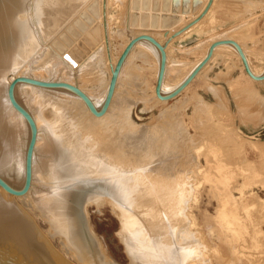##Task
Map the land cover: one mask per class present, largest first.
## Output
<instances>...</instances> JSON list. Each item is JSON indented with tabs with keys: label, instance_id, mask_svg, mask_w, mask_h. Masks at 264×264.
<instances>
[{
	"label": "rangeland",
	"instance_id": "rangeland-1",
	"mask_svg": "<svg viewBox=\"0 0 264 264\" xmlns=\"http://www.w3.org/2000/svg\"><path fill=\"white\" fill-rule=\"evenodd\" d=\"M124 1L126 2L124 3ZM124 1L121 2L124 5L116 0H109L108 3L109 48H111L110 52L112 50L115 55L121 53L128 37L129 39L132 38L131 36L133 35L129 32L134 30L161 31V40H164L166 31L179 28L184 21L188 20L186 16L196 15L205 3V0H131L132 7L127 27L126 20L129 6H126V4L129 3V0ZM186 1H190L191 4H197L198 7L192 5L193 10L191 9V12L187 14L180 12L178 7L182 6ZM31 2L32 0H26L24 12H20L22 13L21 17L23 15V19L19 18L20 13L12 16L14 20H6V15L3 16L4 34L5 36L7 35V38L10 37L9 34H11L12 29H21L25 35H28L31 31L30 27L33 30L35 29L36 38L35 46L29 48L27 55L24 56L25 58H21L18 62L16 60L17 63L15 62L12 66H10L12 63L9 64L12 58L11 53H6L2 56L1 66H3L2 69L5 72L3 77H1V81L7 83L6 80L13 75H26L46 81H65L69 77L70 72L67 65L71 64L66 56L68 54L72 58L75 56L74 60L77 59L75 65H71L77 69V63L82 65L88 56H85L81 61L78 58L84 57V53H90L91 49L103 40L102 36L105 33L103 34L104 29H102L103 26L100 22L101 11L103 12L102 3H99L101 0L90 1V3L85 5L86 8H81L69 18L65 14L58 16L60 8H56L55 4H51L52 11L40 19H34V14L31 11ZM166 2L168 6L164 7ZM186 5L189 8V4L187 3ZM124 6H126V9ZM124 12L127 14H123ZM170 15L179 16V22L167 24V26L163 25L161 20ZM59 18L61 19L59 20ZM57 20L59 23L56 22ZM120 26L121 29L119 28ZM119 29L120 31L123 29L121 35H119L120 31H117ZM222 33L223 37L233 38L241 44L245 43L242 46L247 53L248 60L251 61V64L253 63L254 68L261 74L264 70V0H216L212 10L199 24L169 43L167 49L168 70H166L164 80L166 86L172 87L182 80L201 59V55L196 53L202 52L201 48L205 47L207 45L205 43H209L213 37L216 38L219 35L222 37ZM251 44L252 46H250ZM144 46L137 44L132 49L129 54L130 60L120 81L118 78L119 82H117L118 86L116 88L119 96L124 95L127 102L130 100L128 104L126 102L125 106V109L130 112L126 110L125 112L127 113L126 116L129 114L126 119L131 123V129L135 131L142 129L138 130L141 136L148 135L149 137L151 132L152 135L148 139L149 141L152 140L153 144L157 138L156 143H163L161 141L162 135L164 138V135L168 132L173 140H170L171 138L166 136L168 135L166 134L165 136L170 141L167 142V145L171 142L177 145L171 144L174 150H167L170 149L169 145V148L168 146L165 148L166 152L169 151L168 155H165L166 158L169 155V158L172 157V154L173 157L178 155L181 158L184 155L182 151L185 153L186 150L189 151L190 149L191 151L185 154H191V158L194 157L193 159H196L198 166L195 160L193 162L191 158L188 159L184 155L182 156V163L185 162L184 159L186 157L185 160H188L187 162L192 161L195 166L193 164L189 165L190 163L186 164V162L184 163L185 165H182L181 162H178L181 159L177 157V166L181 163V165L179 164L181 170H177L179 167H175L176 169L174 170L175 173L176 170L181 173L183 178L188 175L187 177H191L194 180L195 198L189 208V214L194 223L191 229L194 233L198 231L196 235L198 234L199 237L198 235L197 237L200 239L196 238L199 242L203 241L204 245L207 243V247L205 246L206 251L203 252L206 254L207 263L204 262L206 258H203V254L195 257L194 262L196 264H224V262L230 264L229 259L232 256V252L237 249L239 256L246 264H264V80L254 81L250 79L244 72L241 62L233 49L223 47L215 49L213 58L205 66L206 68L204 67L203 71L201 70L179 95L164 103L158 101L155 97L149 100L154 96L153 89L156 83L159 60L157 58L158 54L156 55L152 48ZM75 49L76 51H74ZM76 52L78 53V58L73 55L77 54ZM142 54L145 55V59L141 57L143 56ZM5 65L8 66L5 67ZM63 69H68V74ZM102 77V80L104 79L105 81L108 77L105 67H103ZM136 83L140 85L137 84L139 86H136ZM20 88H24L23 97L26 100H30L29 96L30 94L32 95V92L28 94V89H31L26 84L20 85ZM142 88L147 89L143 90ZM142 91L145 92V95L142 94ZM39 93H42V97L45 98L44 94H49L47 97L51 95V97L55 96L64 99V93L58 91L43 90V92L40 91ZM131 100L136 103L133 102V105H130ZM197 102L202 103L199 108L202 109L200 113H198L199 109L194 107ZM31 107L30 105L33 113L35 110ZM76 109L83 111L80 107ZM163 110H166L164 115H162ZM167 113L169 116H167ZM158 114H160L159 117L155 118L154 116H158ZM81 115L83 116L82 113ZM121 116L124 117V115ZM207 118L208 120H206ZM133 124L135 125L133 126ZM158 124L165 131V133L163 132L164 134L161 133L162 130ZM183 125H186L185 129H181ZM180 126L182 127L180 128ZM133 127H136L137 130ZM186 129L188 132H186ZM41 130H43V127H41ZM152 131H160L158 133L162 134H160L161 137L157 133H155L157 135L153 134ZM180 133L183 134L180 135L182 138L179 136ZM153 135L155 137H152ZM188 136L192 137L189 139ZM166 137V140L162 139L164 142L168 140ZM186 140L190 142L192 140L191 143L196 141L198 145L193 144L192 147L191 143H186ZM200 140H203L200 142L202 144L199 143ZM177 141L188 145L184 147ZM151 142L147 141L149 143H146L148 147L152 144ZM182 146L184 150L181 148ZM176 149L178 152H176ZM171 151H175L177 155H174L175 153ZM40 152L38 156L39 164L43 160L52 159L51 153ZM188 156L190 157V155ZM185 170H188V172H185ZM185 173H187L186 176ZM40 183L42 184V182ZM40 183L36 182L39 187H44ZM17 198L19 199L20 208L34 216L39 230L45 235L52 237L53 246L62 253L65 259L72 263L74 262V264H81L70 252H66L63 249L64 237L57 230L49 227L46 219L37 205H35L34 198L32 200L31 198H25V200ZM30 202L34 204L32 205ZM222 212H225V215H220ZM80 219L86 239L93 241L94 247L104 255V259L107 258L111 264H134L135 260L133 257L131 258L126 242H124L121 235V220L118 213L112 209L110 203L105 201L99 206L95 203L82 206ZM221 225L223 227L229 225V229L220 228ZM220 229L223 232L220 233ZM211 230H214V233ZM204 239L206 242H204Z\"/></svg>",
	"mask_w": 264,
	"mask_h": 264
},
{
	"label": "bare ground",
	"instance_id": "bare-ground-1",
	"mask_svg": "<svg viewBox=\"0 0 264 264\" xmlns=\"http://www.w3.org/2000/svg\"><path fill=\"white\" fill-rule=\"evenodd\" d=\"M90 1L92 0H32L31 11L34 14V19H40L48 15V13L52 11L51 4L52 5L55 4L56 8H60L58 16L65 14L68 15L69 18L74 14H76L81 8L83 7L86 8L85 5L90 3ZM105 1H106V22H107V31H108L107 35L110 43V34L108 30L109 0H105ZM116 1H119V3H121L124 0L121 1L116 0ZM103 2L104 0H101V2H99L102 3V7H103ZM125 2L126 1H124V3ZM207 2L208 0H205L204 5L196 15L186 16L188 17V20L184 21L180 27L178 26L179 28L176 27L177 29L174 28L175 30L171 29L166 31L168 33V36H164V40H161L162 39L161 31L147 32V31L134 30L129 33H132L133 35L131 36L132 38L142 34L150 35L154 37L156 40H158L160 43H163L164 41L167 40V37H171L175 31L179 30L180 28L184 27L185 25L196 19V17L200 14V12L205 7ZM124 3L121 4L124 5ZM215 3L216 0H214V3L211 9L209 10V12L212 10ZM131 4H132L131 0H129V3L126 4V6H129L128 15H127L128 18L127 20L125 18V20L127 21L126 24L127 27H128V23H129L128 21L130 18L129 15L132 7ZM25 6H26V0L0 1V83L2 85L6 83L1 81V77H3V74L5 72L2 69L3 66H1L2 56L6 53H11L12 58L9 61V64L12 63L10 65L12 66L13 64H15L16 60L18 62L21 58L22 59L25 58L24 56L27 55L26 53L28 52L29 48H33L35 46L34 44L36 38V31L35 29L33 30L32 27H30L31 31L28 33V35H25L21 31V29H12L11 34H9L10 40L9 38H7V35L5 36L4 34L5 25L3 24V16L6 15V20L13 19L12 16L17 15V13L24 12ZM126 6H124V8ZM101 13H102V17L100 16L101 18L100 22L101 25L103 26V12L101 11ZM21 14L22 13H20L19 18L23 19V15L21 17ZM123 14H125V12ZM120 18H121V14H120ZM60 19L61 18H59V20ZM56 22H58V20ZM119 28L121 29V26ZM120 29L117 31L119 32ZM123 29L121 31H123ZM191 29L192 28H190L183 34L189 32ZM121 31L119 35H121L122 33ZM103 34H104V30H103ZM123 34L125 33L123 32ZM222 35L223 33L221 34V36ZM102 39L103 40L99 42V44H97L94 48L91 49L90 53L88 54L84 53V57L81 56L78 58L77 52H76L77 54H73L76 55V58H78L80 61L81 59L85 58V56H88V58H85V61H83L84 63L82 65L81 63L79 64L77 63L78 66L77 69L73 68L71 65V64L75 65V61L77 60V59L74 60L75 56L72 55L74 58H72L71 55L68 56L69 54L66 56L71 64L67 65L70 72H69V77L67 78V80L64 81L73 86H77L79 89L84 91L92 99L93 103H95L97 107H100L105 101L109 83L112 77V72L117 65L120 55L122 54L123 50L130 41L128 37V40L119 55H115L112 50L110 52V55H108L106 49L105 35L102 36ZM224 39H233V38L223 37V36L220 37L219 35V37L216 38L213 37V39H211L209 43H205L207 45L201 48L202 52L196 53L201 55V59L191 68L189 73L182 80H180L177 84H175L172 87H167L165 82H163V86H162L163 94L170 92L174 90L176 87H178L191 73V71L205 58L209 50V47L214 42ZM233 40L236 41L242 47L243 51L247 56V53L244 47L242 46L243 43L241 44L239 41L235 39ZM252 44L250 46H252ZM138 45H145L147 48L150 49L152 48L154 50V53H156V55L158 54L157 58L158 60H160L159 51L149 42H140ZM168 46L166 47V53ZM223 47H229L233 49L244 69L241 58L239 54L236 52V50L231 46H220L218 48H223ZM247 49L249 48L247 47ZM74 51H76V49ZM129 57L130 56L127 57L125 63L123 64L122 70L119 74V81L122 77V74L125 72L128 61L130 60ZM141 57L144 58L145 55ZM167 60H168V54H167ZM250 62L251 61H249V63ZM167 64H166V70H168ZM7 66L8 65H5V67ZM250 66L255 74L260 75V72H258L254 68L253 63L252 64L250 63ZM103 67H105L108 72V77L106 81L104 79L102 80ZM263 68H264V53H263ZM67 70L63 69L64 72H67ZM158 71L159 68L157 70V75H158ZM157 75H156V80H157ZM246 75L249 77L247 73ZM16 77L17 76L14 75L9 77V79L6 80L7 81L6 85H9L11 81H13ZM39 80H43V79H39ZM137 81L139 82L138 79ZM137 84L139 83H136V86L140 85ZM20 85L23 84H18L16 87H20ZM26 85L31 89V90L28 89V94L32 92V95L30 94L29 96L31 98L30 105L32 106L31 108L35 110L33 111V119L37 126V139L35 143L36 151L33 153L35 166H36V173H35V187L29 188L27 193L23 196H19V198L24 200L25 198L26 199L31 198L32 200L35 196L37 197V199L36 197L34 198L36 203L35 205H37V207L39 208L40 212L46 219L49 227L51 229L57 230V232L64 237L65 242L63 243L62 246L66 252H70L72 256L81 264H111L110 261L107 258L104 259L103 257L104 255H102L100 251L98 252V250L94 247L95 245L93 244V241L91 240L89 241L88 239H86L82 227V222L80 219L82 206L84 205L86 206V204L89 203H95L96 205L99 206L106 201L110 203L112 209L116 211L119 215L122 225L121 235L124 242H126L127 249L131 255V258L133 257L135 260L134 264H196L194 262L195 257L199 256L200 254H203V258L204 257L206 258V254H204L203 252L206 251L207 243H205L204 245L203 241L199 242L198 241V239H200L198 238L199 235L197 234L198 237L196 235L198 231L194 233L191 229L194 223L189 214V208L191 202L195 198V194H194L195 187H193L194 180L191 177H187L188 176V175L186 176L187 173H185L186 177L183 178V175L178 172L180 169V165L182 163V156L186 155L185 153L186 152L189 153V151L191 150L190 149L189 151L186 150L185 153L184 151L179 150L182 151V153L184 154L180 158L176 153L178 152V150L176 149V152L175 151L174 152L171 151V152L175 153L174 155L177 156L173 157V154L170 152L172 154V157L169 158L170 156L169 155L166 158L165 155H168L170 150H174L173 145H177V144L171 142L170 144H168L170 146V149L167 150L169 151L167 152L165 151V148H167L168 146L167 142L169 141V139L166 136H169L170 133L168 134V132H166V134L168 135L165 134L166 136L164 135L163 138V135L161 133L163 132L165 133V131L161 129L160 126V124L162 123L161 121H160L161 123L158 125L162 130V132L161 133H158L160 131L158 132L152 131V132L153 134L155 133L159 135L161 134L162 139H165L166 137L168 140L164 142L161 139L163 143H159V142L156 143V140H158L157 138L155 140V143L153 144L151 142L152 140L149 141L152 135L151 132L149 134L150 135L149 137L148 135L141 136V133L139 131L142 129L140 130L138 129L139 131L137 130L136 127L135 128L137 131L131 129L130 126L131 123H129L126 119L128 118L129 114L126 116L127 113L125 112L127 99L124 97V95L119 96L117 88L115 89V92L113 94L111 102L108 105L106 112L102 116H95L88 109L86 103L70 90L63 88L48 89V88H43L28 84ZM137 88L139 89V87ZM142 89L145 90L147 88H142ZM43 90H47V91L52 90V91H58L64 93L63 94L64 99L60 97L57 98L55 96L51 97V95L47 97V95L49 94H44L46 98L42 97L43 94L39 92L40 91L43 92ZM142 92H143L142 94L145 95V92L144 91ZM153 93L154 96L151 97L149 100L155 97L158 101H161L163 103L167 102L166 100L163 101L157 97L155 91V85H154ZM133 102L134 101L131 100V104L130 103L129 104L133 105L132 104ZM201 102L195 103L194 107L199 109L200 106L202 105ZM79 107L82 108V110L85 111L86 113L76 109ZM166 110L162 111L163 112L162 115H164ZM171 110H169V112H171ZM201 110L202 109H199L198 113H200ZM126 111L129 110L127 109ZM81 113L83 114V116L81 115ZM168 113L167 116H169ZM160 114L154 117L155 118L159 117ZM121 115H124V117ZM161 118L163 117L161 116ZM164 118H166V116H164ZM206 120H208V118ZM123 122L124 124H122ZM134 125L135 124H133V126ZM155 126L153 127L154 130H155ZM185 126L184 125L183 127L180 126V128L182 127L181 129H183ZM41 127H43V130H41ZM151 130H152V126H151ZM138 132L140 133V136ZM186 132H188V130ZM180 135L183 134L180 133L179 136ZM170 136H169V138H171L170 140H173L172 136L171 137ZM152 137L155 136L153 135ZM188 137L190 139L192 136L191 137L188 136ZM179 138L176 139L179 140ZM193 139L195 140V138ZM147 141L151 142L153 145L150 143L151 145L148 147L147 144L149 143H147ZM202 141L200 140L199 143ZM188 142L190 144L192 140L191 142L189 140H186V143ZM194 142L191 143L190 145L191 146L193 144L198 145L196 141ZM186 143L185 145L183 143L180 144L184 145L185 147L186 145H188ZM184 147L182 146L181 148L183 149ZM39 152L40 153L44 152L46 154L51 153L52 159L50 158V159H46L45 161L43 160L42 163L39 164L38 162ZM192 154L194 155L193 152ZM188 155H190V157ZM188 155H186L188 159L191 158L192 155L191 154ZM177 157H179L181 160L179 161L176 160L178 159ZM193 158H191L192 161L194 162L195 160L196 163V159ZM185 159L184 161L186 162V164L188 163H190L189 165L193 164L191 159H190L191 162H187L188 160L186 161ZM177 161L181 162L179 163L180 165L178 164V166H177L178 163ZM184 163H182V165H185ZM175 167L177 168L179 167L177 169L178 171L176 170V173L174 171L176 169ZM182 168L184 169L183 166ZM188 169L190 168L188 167ZM185 172H188V170L187 171L185 170ZM36 182L39 183L42 182V184L41 183L40 184L41 186L44 185V187L43 186L42 188L39 187L36 184ZM37 195L40 197H38ZM32 205H28V206L31 207ZM224 213L225 212H222L220 213V215H225ZM221 227L225 229H229V225H225L224 227L221 225L220 228ZM211 232L214 233V230H211ZM221 232H223L222 229H220V233ZM204 242H206L205 239ZM65 261L66 263L74 264V262L72 263L67 259H65ZM204 262L207 263V258L206 261ZM229 262L230 264H246L241 258V256H239V252H237V249L233 250ZM224 264H229V263L224 262Z\"/></svg>",
	"mask_w": 264,
	"mask_h": 264
},
{
	"label": "water",
	"instance_id": "water-1",
	"mask_svg": "<svg viewBox=\"0 0 264 264\" xmlns=\"http://www.w3.org/2000/svg\"><path fill=\"white\" fill-rule=\"evenodd\" d=\"M213 3L214 0H208L196 19L175 31L171 37H167L164 43H160L154 37L146 34L131 38L112 72L105 101L100 107H97L84 91L64 81H46L30 76H17L9 85L0 83V264H69L53 246L52 237L45 235L37 228L34 216L20 208L17 198L25 195L29 188L35 187L36 166L33 153L36 151L37 126L30 109L31 100H26L23 97L24 88L16 86L28 84L48 89L70 90L86 103L93 115L102 116L111 102L125 60L140 42H149L159 51V71L155 91L157 97L163 101H168L179 95L209 63L215 49L220 46L233 47L239 54L244 70L249 77L254 81H263L264 70L260 75L255 74L242 47L233 39H224L214 42L209 47L205 58L178 87L163 94L162 86L167 64L166 47L173 39L198 24L209 13ZM192 5L197 6V4L186 1L178 9L180 8L182 13H190ZM167 6V2L164 3V7ZM161 22L165 26L176 24L179 22V16H166ZM103 29L107 53L110 55L105 0L103 2ZM165 36H168L167 32Z\"/></svg>",
	"mask_w": 264,
	"mask_h": 264
}]
</instances>
